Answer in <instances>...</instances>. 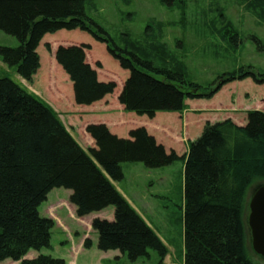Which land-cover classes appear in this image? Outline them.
Masks as SVG:
<instances>
[{
  "label": "trees",
  "instance_id": "obj_1",
  "mask_svg": "<svg viewBox=\"0 0 264 264\" xmlns=\"http://www.w3.org/2000/svg\"><path fill=\"white\" fill-rule=\"evenodd\" d=\"M88 1L0 0V30L19 41L17 48H0L3 62L31 83L40 69L37 50L46 35L62 30L88 33L130 72L119 96L125 111L150 119L160 112L181 113L188 99H211L231 82L251 78L264 83V75L241 68L220 76L214 89L204 91L183 73L158 69L151 61L116 49L108 33L86 15ZM229 39L235 44L238 34ZM89 50L90 45L81 44L61 46L55 53L78 106H92L117 89L116 83L99 80L87 62ZM86 132L95 149L85 151L42 99L0 78V262L66 264L42 255L51 247L55 222L41 216L39 208L56 189L72 192L70 203L79 218L115 208L113 221L92 222L99 251L120 252L131 262L150 258L155 251L163 262L166 246L114 183L123 181L124 164L161 169L183 161L184 264H253L244 212L248 191L264 182V112H249L243 127L231 120L206 124L183 156L168 152L144 127L131 130L126 139L105 124H90ZM31 252L39 256L27 259Z\"/></svg>",
  "mask_w": 264,
  "mask_h": 264
},
{
  "label": "rangeland",
  "instance_id": "obj_2",
  "mask_svg": "<svg viewBox=\"0 0 264 264\" xmlns=\"http://www.w3.org/2000/svg\"><path fill=\"white\" fill-rule=\"evenodd\" d=\"M85 10L88 18L113 39L116 49L151 61L158 69L183 73L204 91L214 89L216 85L212 84L220 76L241 68L257 76L264 75V0H89ZM233 33L238 34L235 44L229 39ZM92 43L95 46H91ZM81 44L91 46V50L87 51V62L98 70L101 81L116 83L117 89L108 98L107 105L111 108L117 106L130 72L121 67L105 44L81 31L62 30L43 38L37 50L40 69L35 82L24 81L16 69L8 67L1 57L0 78H9L43 99V93L47 89L51 90L54 83H68V76L55 59L57 49ZM18 46L19 41L15 37L0 30V48ZM63 86L66 89V85ZM252 111L264 112V83L257 84L255 80L248 78L224 85L211 99H188L183 112H167L176 115L161 119V124H170V128L174 129L172 132H176L178 138H184V132L187 131L185 121L177 122V116H191L194 125L188 130L191 131L187 139L189 146L190 138H195L200 127L203 133L206 124L226 120L243 127L247 124L248 113ZM124 112L132 114L125 109ZM125 116L127 115L124 114ZM209 116L211 118L206 120ZM164 135L167 137L161 140L165 142V146L171 148L173 142L176 146L182 145V141L174 140V134L168 132ZM167 151L176 152L170 149ZM176 154L181 156L177 152ZM123 169L128 178L122 186L126 191L136 192L134 199L139 201L136 205L138 211L130 205L159 236L168 255L161 262L159 255L150 251V258L131 262L127 257L120 259L125 256L118 254L120 258L113 256L111 264H184V162L178 161L161 169H148L143 164H124ZM263 185L264 182L250 188L244 212L247 248L253 264H264V258L252 248L248 224L249 204L255 192ZM56 191L59 192H55L58 194L54 200L39 208L41 216L55 222L51 247L43 249L42 255L63 260L70 257L72 259L66 260V264H76L77 255L71 247L74 246L75 249L78 245L82 252H87L82 262L95 264L96 257L91 252L96 249L94 242L98 235L92 229V222L96 218L113 221L115 208L109 207L88 218H79L67 197L68 191ZM88 241L91 242L89 246ZM63 245L71 247L65 249ZM0 264L19 263L6 261Z\"/></svg>",
  "mask_w": 264,
  "mask_h": 264
},
{
  "label": "crops",
  "instance_id": "obj_3",
  "mask_svg": "<svg viewBox=\"0 0 264 264\" xmlns=\"http://www.w3.org/2000/svg\"><path fill=\"white\" fill-rule=\"evenodd\" d=\"M92 44H90V45L95 46L94 45L95 43H92ZM89 64L92 65L91 63H89ZM38 74L39 73H37L33 77L32 82H35ZM99 80L101 81L100 78H99ZM67 82L68 83H64V84L63 83L58 84L57 82H56L57 84L54 83L53 86L50 88L51 90L47 89L45 91V93H43V95L45 97L43 95L41 97L43 98L42 100L45 103H47L59 115L60 119L62 120V122L65 125V127L67 128V130H69V132L72 134V136L75 138V140L80 144V146L85 151H88L89 149H95L96 148L95 141L86 132L87 126L90 124H105L106 126H108V128L112 134L118 136L119 138H125V139H126V137L127 138L129 137V133L131 130L136 129V128H140V127H144L148 131V133L150 135H152L157 140L158 143H160L164 146H165V142L162 141L161 138L167 137L164 134L169 132L170 134H174V136H175L174 140L175 141L176 140L182 141L181 142L182 145L179 144L176 146L175 143L173 142L172 143L173 145L171 144V148L167 147V146H165V148H167V150H169V149L175 150L181 156L186 155L188 153L189 146L187 143V139L189 138V135L191 134V131H188V130L190 129V127L192 125H194V123L191 122V119H190V118H192L191 116H188L187 114H186V116L178 114L177 122L184 120L185 121L184 127L187 130L184 132V133H186L184 138L183 137L178 138L176 132H172V131H174V129L170 128L171 127L170 124H168V123L167 124H161L162 123L161 119L172 118L176 114H168V113L160 112L155 116L154 119H150L146 116L139 117L138 115H135V113L128 115L124 112V108L122 107L121 104H118L117 106H115L113 108L108 107L107 100L110 96H107L104 100H102L98 103H95L92 106H78L75 103L73 84L70 81L69 77L67 78ZM102 82H104V81L102 80ZM63 85H66V89ZM206 107H210V106H206ZM210 111H212V110H210ZM124 114L127 116L124 117ZM126 118H129L130 121H128L129 119H126ZM210 118L211 117L209 116L208 119H206V120H209ZM180 128H182L181 124H180ZM120 132H121V134H120ZM200 133H202L201 127L198 130L195 138H193V139L190 138L189 141L192 142L194 140H197ZM183 141H184V143H183ZM123 172H124L123 181L118 182V183H114V185L117 188V190L125 197V199L137 210L136 205L139 204V201L137 199H134V195H136V192L134 190L126 191V189L123 188V186H122L123 182H125L128 178L124 169H123ZM56 190H59V189H56ZM56 190H53L49 194L45 203H49V202L54 200L55 196H57V194H58L55 192H59ZM71 194H72V192L68 191V194H67L68 199H70ZM72 206L74 208V212L77 211L76 207L74 205H72ZM88 217H86V218H88ZM97 242H98V238H97V241L95 240V242H94V246H95L94 248H96V249L94 251L91 250L92 251L91 253H94V255L96 257V260H95L96 263L95 264H104V263L105 264H111L110 261L113 262V260H114L113 256H115L116 258H120V256H121L120 252L117 253V251H115V252L105 253V252L99 251L97 248ZM74 245H76V243ZM68 246L71 247V245H67V246L63 245V247H65V249ZM71 248L74 250L73 253H75V255H77L76 264H78L80 262H81V264H84L82 262V259H84L85 256H87L85 254L87 252H82L81 246H78V245H76L75 249H74V246H72ZM118 254H120V256ZM37 256H39V253L31 252L27 256V259H34ZM121 257L122 258H120V259L126 258V256L125 257L121 256ZM69 259L71 260L72 258H70V257L64 258L65 261L69 260ZM73 259H75V258L73 257ZM66 263H67V261H66Z\"/></svg>",
  "mask_w": 264,
  "mask_h": 264
},
{
  "label": "water",
  "instance_id": "obj_4",
  "mask_svg": "<svg viewBox=\"0 0 264 264\" xmlns=\"http://www.w3.org/2000/svg\"><path fill=\"white\" fill-rule=\"evenodd\" d=\"M248 219L252 236V248L260 257L264 258V185L253 195Z\"/></svg>",
  "mask_w": 264,
  "mask_h": 264
}]
</instances>
